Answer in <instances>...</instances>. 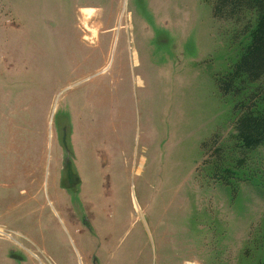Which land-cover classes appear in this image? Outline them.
Listing matches in <instances>:
<instances>
[{"label": "rangeland", "instance_id": "1", "mask_svg": "<svg viewBox=\"0 0 264 264\" xmlns=\"http://www.w3.org/2000/svg\"><path fill=\"white\" fill-rule=\"evenodd\" d=\"M212 3L0 0V264H264V21Z\"/></svg>", "mask_w": 264, "mask_h": 264}, {"label": "trees", "instance_id": "2", "mask_svg": "<svg viewBox=\"0 0 264 264\" xmlns=\"http://www.w3.org/2000/svg\"><path fill=\"white\" fill-rule=\"evenodd\" d=\"M253 13L257 19L264 21V0H213L211 15L217 20H239L246 14ZM238 67L250 83H264V30L254 35L251 45L241 55ZM222 94H228L231 90L228 84L219 87ZM201 143L204 151L202 164H206V148L216 141L213 139Z\"/></svg>", "mask_w": 264, "mask_h": 264}, {"label": "bare ground", "instance_id": "3", "mask_svg": "<svg viewBox=\"0 0 264 264\" xmlns=\"http://www.w3.org/2000/svg\"><path fill=\"white\" fill-rule=\"evenodd\" d=\"M91 13H92V10L86 12L87 15H91ZM88 39H89V38H88Z\"/></svg>", "mask_w": 264, "mask_h": 264}, {"label": "flooded vegetation", "instance_id": "4", "mask_svg": "<svg viewBox=\"0 0 264 264\" xmlns=\"http://www.w3.org/2000/svg\"><path fill=\"white\" fill-rule=\"evenodd\" d=\"M77 182H78V180H77Z\"/></svg>", "mask_w": 264, "mask_h": 264}]
</instances>
